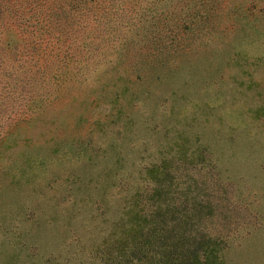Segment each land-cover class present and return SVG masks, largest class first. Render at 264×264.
<instances>
[{
  "label": "rangeland",
  "instance_id": "374dc122",
  "mask_svg": "<svg viewBox=\"0 0 264 264\" xmlns=\"http://www.w3.org/2000/svg\"><path fill=\"white\" fill-rule=\"evenodd\" d=\"M81 3L1 96L0 264H264V0Z\"/></svg>",
  "mask_w": 264,
  "mask_h": 264
},
{
  "label": "trees",
  "instance_id": "16d2710c",
  "mask_svg": "<svg viewBox=\"0 0 264 264\" xmlns=\"http://www.w3.org/2000/svg\"><path fill=\"white\" fill-rule=\"evenodd\" d=\"M80 1L48 0L43 4V0H0V81H5L0 85V108L4 102L1 96H6L9 90L18 92V85L30 79L47 81L54 76L49 57L55 55L65 63L63 58L68 56L66 51L70 46L66 34L72 21L78 23L81 20L76 8ZM95 2L89 0V5ZM18 52L29 58L38 57L30 63V68L22 70L21 67V74L14 67ZM41 55L44 57L39 61Z\"/></svg>",
  "mask_w": 264,
  "mask_h": 264
}]
</instances>
